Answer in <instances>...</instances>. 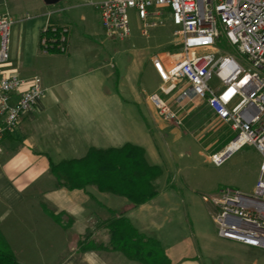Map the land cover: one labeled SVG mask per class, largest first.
<instances>
[{"label":"crops","instance_id":"0c3cea01","mask_svg":"<svg viewBox=\"0 0 264 264\" xmlns=\"http://www.w3.org/2000/svg\"><path fill=\"white\" fill-rule=\"evenodd\" d=\"M82 1L1 2L2 12L15 23L21 8L32 11L31 21L22 25V30L29 35L38 61L48 58V65L39 64L34 70L1 68L5 74L22 79L39 78L45 93L1 141L0 233L19 264H139L120 252L82 251L79 246L85 244L80 240L87 242L86 238L90 241L96 236L107 243L102 222L109 217L108 211L122 212L140 233L161 243L171 264H202L198 253L190 250L191 243L166 228V215L169 209L176 210L178 193L158 191L154 199L132 208L126 199L99 192L94 186L83 190L59 187L50 173L51 163L82 158L89 148H117L127 143L141 147L147 163L161 168L156 139L171 127L147 100L160 84L151 59L169 53L151 55L141 65V80H156L155 90L146 94V83L141 80L138 91L128 88L106 51L95 65L97 57L88 53L84 42L79 44L80 33L94 39L92 22L102 31L97 5L106 0H94L88 13ZM47 23L69 26L65 54L40 50L39 36ZM16 33L18 42L20 32ZM69 79L74 80L73 86ZM112 79L114 87L108 84ZM43 205L53 214L62 215L59 223L43 210ZM168 226L174 230L178 227Z\"/></svg>","mask_w":264,"mask_h":264},{"label":"built area","instance_id":"2783aa9c","mask_svg":"<svg viewBox=\"0 0 264 264\" xmlns=\"http://www.w3.org/2000/svg\"><path fill=\"white\" fill-rule=\"evenodd\" d=\"M104 36L123 41L130 36L128 12L134 11L141 35L163 24L168 11L177 29L178 54L154 56L160 84L147 96L158 117L175 127L201 105L226 125L232 139L208 160L221 166L248 146L260 157L252 194L221 188L201 196L220 239L264 251V0H106L97 5ZM12 18L0 11V155L1 141L45 93L39 78L5 74ZM70 28L47 23L39 36L43 53L65 54ZM224 38L243 57L220 55L216 44ZM218 80L212 88L210 81Z\"/></svg>","mask_w":264,"mask_h":264},{"label":"rangeland","instance_id":"374dc122","mask_svg":"<svg viewBox=\"0 0 264 264\" xmlns=\"http://www.w3.org/2000/svg\"><path fill=\"white\" fill-rule=\"evenodd\" d=\"M1 2L2 0H0L2 11ZM93 2L94 0L82 1L85 5L83 9L87 13L92 11ZM163 13V24L149 29L147 37L141 35L140 21L135 12L130 10L128 17L131 32L127 39L123 41L107 39L92 22L91 36L94 39L85 38L80 33L79 44L84 42L88 53L97 57L95 65L102 57V51H106L108 56H111L110 62L118 69L119 77L126 79L128 88L138 91L142 63H145L151 55L160 52L175 55L181 50L177 29L173 26L168 11ZM32 17L33 13L30 10L21 8L18 12L16 19L19 21L13 22L8 37L9 58L1 68L34 70L39 64L43 67L48 65V58L38 61L30 47L29 35L22 30ZM16 31L20 32L18 42H16ZM223 39L220 38L216 44L219 54L235 57L248 69L243 63V57ZM69 81V85L73 86L74 80L69 79ZM141 81L146 83V94L157 88V81L154 79ZM114 83L115 80L112 79L108 84L114 87ZM218 84L217 78L213 77L210 81L211 87L216 88ZM122 92L124 94V91ZM193 113L194 116L181 127H174L163 121L171 127H167L163 137L159 136L158 141L156 139L159 155L157 162L163 164L162 175L157 182L158 191L162 194L165 191L178 193L176 200L170 199L178 203L174 204L176 210L169 209L166 215L168 225L173 224L178 227L175 230L168 225L165 227L168 228L169 233H178L180 238H185L191 243L190 250L198 253L202 264H264V251L223 240L217 236L209 214L212 208L201 200L202 195L215 193L221 188H233L245 194H252L259 165L258 153L253 148L245 146L230 155L221 166H214L208 160V156L221 151L231 140L232 133L205 105L199 106ZM90 241L96 243L97 247L106 245L101 236H96ZM80 242L87 243L81 240ZM79 246L81 248L83 244Z\"/></svg>","mask_w":264,"mask_h":264},{"label":"trees","instance_id":"16d2710c","mask_svg":"<svg viewBox=\"0 0 264 264\" xmlns=\"http://www.w3.org/2000/svg\"><path fill=\"white\" fill-rule=\"evenodd\" d=\"M194 114L191 113L184 123ZM49 170L59 187L83 190L94 186L99 192L126 199L132 208L157 197L156 181L162 175L159 166L147 163L141 147L129 143L117 148H89L82 158L51 163ZM42 208L59 223L61 214H53L44 205ZM108 214L109 217L102 222L107 233L106 245L97 247L86 238L87 243L81 247L82 251L120 252L128 260L139 264H171L161 243L140 233L124 213L108 211ZM0 264H19L1 233Z\"/></svg>","mask_w":264,"mask_h":264}]
</instances>
